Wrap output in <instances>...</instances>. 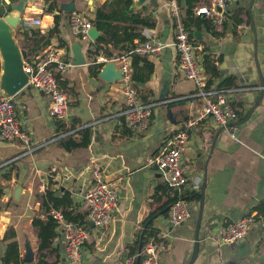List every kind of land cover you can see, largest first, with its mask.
Here are the masks:
<instances>
[{"label":"crops","instance_id":"1","mask_svg":"<svg viewBox=\"0 0 264 264\" xmlns=\"http://www.w3.org/2000/svg\"><path fill=\"white\" fill-rule=\"evenodd\" d=\"M70 1L77 13L92 19L107 0H59L52 14L47 12L49 4L43 0H30L22 16L40 19L43 29H16L15 36L26 59L58 50L62 60L72 61V46L81 45L86 64L60 74L58 82L68 96V127L78 129L70 137L79 140L81 130L87 128L89 144L65 151L60 145L64 140L58 139L65 125L48 117L46 99L29 88L13 98L28 143L0 141V264L6 246L13 241L23 264H68L60 227L50 246L38 250L39 230L32 221L44 220L47 215L42 206L46 190L55 197L68 193L72 216L88 223L82 264H121L126 256L140 250L147 223H151L148 229L161 234L159 240L164 249L159 264H264V0H227L225 19L214 27L215 35L204 27L192 30L199 32L193 40L201 66L200 52L208 45L218 68V81L233 80V88L225 94L237 110L234 137L212 117L200 115L202 101L191 106L186 100H179L193 94L196 87L179 68L173 47L157 56L143 57L152 67L151 73L143 69V63L132 68L131 57V77L136 79L133 90L138 100L156 106L147 130L136 133L128 129L121 117L124 100L120 83H108L91 73L95 63L107 61L99 56L94 63L87 52L102 47L81 41L67 23L70 15L58 10L59 4ZM17 2L0 0V17ZM156 3L164 13L155 14L152 7H147L142 15L152 16L156 27L143 34L147 39L170 44L174 40L173 21L164 2ZM131 9L140 10L134 4ZM54 15L60 16L59 33L46 48L30 52L36 41L32 32L46 36L54 27ZM237 20L241 23L236 24ZM142 77L144 81L140 82ZM189 122L193 125L186 156L193 161L191 176L201 179V188L196 193L184 192L185 198H190V218L172 228L164 224L171 204L166 215L162 208L173 192L147 161L157 156L164 142ZM94 163L118 196L117 212L103 228L89 223L83 203ZM16 187L21 190L18 202L13 200ZM38 203L45 216L35 211ZM247 216L254 217V223L246 237L233 245H220L221 229ZM9 230L14 238L4 241Z\"/></svg>","mask_w":264,"mask_h":264},{"label":"built area","instance_id":"2","mask_svg":"<svg viewBox=\"0 0 264 264\" xmlns=\"http://www.w3.org/2000/svg\"><path fill=\"white\" fill-rule=\"evenodd\" d=\"M165 9L172 19L174 40L170 44L157 39L148 38L146 41H134L133 48L112 59L121 73L120 94L124 100L121 117L125 126L133 132L142 133L148 129L155 104L142 103L138 100L131 77V57L157 56L167 47H173L178 57V66L185 78L194 83L195 92L185 99L191 106L196 101H202L200 115L212 117L215 123L234 137L237 110L228 99L225 92L206 89V77L202 66L196 59V47L188 32L182 25L180 10L176 0H162ZM227 0H199L192 10L196 17H204L213 26L220 25L225 19ZM90 17L83 13H73L69 18L71 31L81 41L93 43L88 32L93 28ZM33 28L43 29L42 21L38 18L21 16L17 29L30 32ZM108 61V60H106ZM73 67L70 60H62L58 50H48L42 57L24 60V73L28 75L27 87L40 93L46 99V111L50 119L61 121L65 130L58 137L65 140L78 132L76 128L68 127V96L60 87L56 79L57 74L66 73ZM116 82V83H117ZM212 97L215 100H212ZM193 122L183 127L164 142L162 151L147 161L148 166L154 167L166 185L172 190L174 201L164 218L168 227H178L190 218V201L185 198V191L196 193L200 191L201 179L192 177L193 161L186 156L190 141ZM0 141L28 143V136L21 130L16 105L11 98L0 92ZM92 181L83 194V203L89 223L94 227L103 228L113 219L118 209L116 190L104 179L103 171L97 164H92ZM47 215L53 219L58 227L63 229L65 236V258L68 264H82V246L88 240V223L67 221L61 209L50 208ZM254 223V217L247 216L237 222L226 225L221 229L220 245H233L243 240ZM160 233L154 231L140 250L126 256L121 264H159L163 243L159 240Z\"/></svg>","mask_w":264,"mask_h":264},{"label":"trees","instance_id":"3","mask_svg":"<svg viewBox=\"0 0 264 264\" xmlns=\"http://www.w3.org/2000/svg\"><path fill=\"white\" fill-rule=\"evenodd\" d=\"M45 3L49 4L47 12L53 13L55 7L59 0H43ZM178 8L180 10V16L184 30L189 33L190 38L194 44L193 40V31L200 30L204 27L207 31L211 32L212 35H215L213 32L214 26L211 21L205 19L204 17H196L193 15L194 5L199 0H176ZM132 0H107L103 5L96 9L94 16L90 19V23L94 26L99 32V37L97 41L92 44L93 47L95 44L102 47L94 48L89 50L88 57L95 63L96 58L103 56L106 60L110 61L123 53L130 51L134 46V41L139 40L144 42L147 40L143 34L146 29H154L156 23L153 20L152 16L145 15L142 13L147 10L149 5L145 4L137 12H132ZM54 27L49 31L46 36H41L39 31L32 32L36 36V41L32 44L30 52H35L41 48H46L49 45L50 39L59 33L60 26V16L54 15ZM241 21L237 20L236 24H240ZM173 30L175 28L174 23H172ZM201 55V63L204 70V75L207 79L206 89L210 91H221L225 92L228 89L233 88V80L227 78L221 82L219 79L218 68L215 65L214 55L208 51V45H204ZM143 63V69H148V73H151L152 67L147 65V62L143 57L133 55L132 56V68H136L138 64ZM102 63H95L91 68V73L93 76H97L100 69L102 68ZM57 81L60 80V74L56 75ZM139 80V79H138ZM135 77H132V82H135ZM144 78L140 79V82H143ZM89 144V129L84 128L80 132V139L76 140L72 137L65 139L60 142L61 147L70 152L77 148H86ZM9 177H6V180ZM197 198V197H196ZM174 197L170 198L167 203L162 208V213L167 214L168 206L174 201ZM190 200V198H188ZM42 204L45 207L46 212L50 208L61 209L63 211L64 217L67 221H72L75 223H83V219L80 220L72 216V212L69 211V208L72 206V201L68 193H65L62 197H55L53 193L46 190L44 196L42 197ZM79 220V221H78ZM32 225L38 228V238L40 240L38 250L41 252L47 249L50 246V242L56 236V230L58 228L57 223L51 219L48 215L45 216L44 220L33 219ZM151 223H147L145 235L141 240V247L146 243V241L154 235V231L148 229ZM14 238V233L12 230L6 232L4 237L5 240H12ZM2 264H23L19 257V250L17 243L15 241L10 242L6 246L5 253L1 259Z\"/></svg>","mask_w":264,"mask_h":264},{"label":"water","instance_id":"4","mask_svg":"<svg viewBox=\"0 0 264 264\" xmlns=\"http://www.w3.org/2000/svg\"><path fill=\"white\" fill-rule=\"evenodd\" d=\"M29 1L30 0H18L15 5L10 7L9 12H7L3 17H0V92L7 98L11 99L18 94H24V90L26 89L28 83V75L24 73L23 69L26 55L24 51L20 49L16 41L15 30L18 27V23ZM132 1L137 9H141L142 6L148 4L152 7L153 13L158 15L164 13L163 10L158 7L156 0ZM58 10L61 13L67 14V16L77 13V9L75 8L73 1L66 4H59ZM163 18L166 19V16H163ZM67 23L69 25L68 17ZM88 35L92 42H96L99 37V32L95 27H93L89 30ZM193 36L194 38H198L199 32H193ZM81 48L80 44L72 46L73 59L71 63L75 67L84 66L86 64ZM234 74L241 80L237 72H234ZM98 77L108 83L115 84L121 79V73L117 69L116 63L110 60L103 64ZM16 194L18 195V190L16 191ZM35 211L40 213L42 216L46 215V212L41 210V205L39 203L36 204Z\"/></svg>","mask_w":264,"mask_h":264},{"label":"rangeland","instance_id":"5","mask_svg":"<svg viewBox=\"0 0 264 264\" xmlns=\"http://www.w3.org/2000/svg\"><path fill=\"white\" fill-rule=\"evenodd\" d=\"M20 49H21V47H20ZM15 190H18V195L15 194V195L13 196V200H14L15 202H18V201H19V191H21V190H20V187H18V188L16 187ZM42 206H43V205H42ZM42 206H41V208L44 207V206H43V207H42ZM42 210H44V209H42Z\"/></svg>","mask_w":264,"mask_h":264}]
</instances>
